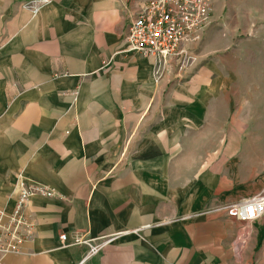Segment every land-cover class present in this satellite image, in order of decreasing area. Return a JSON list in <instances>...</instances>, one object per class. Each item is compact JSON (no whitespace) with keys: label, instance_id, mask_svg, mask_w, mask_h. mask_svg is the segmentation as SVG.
I'll return each mask as SVG.
<instances>
[{"label":"crops","instance_id":"obj_1","mask_svg":"<svg viewBox=\"0 0 264 264\" xmlns=\"http://www.w3.org/2000/svg\"><path fill=\"white\" fill-rule=\"evenodd\" d=\"M27 1L0 0V208L21 182L55 196L30 198L32 241L2 263L77 264L86 248H60L61 234L137 230L86 264H264V216L243 225L224 209L264 176L220 175L217 137L231 155L243 129L216 107L229 84L216 66L191 44L187 67L155 73L124 51L120 0H37L35 14Z\"/></svg>","mask_w":264,"mask_h":264},{"label":"built area","instance_id":"obj_2","mask_svg":"<svg viewBox=\"0 0 264 264\" xmlns=\"http://www.w3.org/2000/svg\"><path fill=\"white\" fill-rule=\"evenodd\" d=\"M45 4L47 1L31 0L24 6L35 14ZM120 4L129 18L123 37L124 51L153 58L155 73L165 66L183 70L190 60L189 45L199 43L210 23V0H147L134 10L129 9L128 0H120ZM34 195L51 198L55 193L42 185L21 182L12 210L0 208V264L5 256L20 254L22 245L32 241L34 226L25 215V208ZM224 209L228 216L247 225L264 216V190L229 203ZM135 233L137 230H128L98 240L77 236L70 242L61 234L60 248L84 246L86 252L77 264H86L115 237Z\"/></svg>","mask_w":264,"mask_h":264},{"label":"rangeland","instance_id":"obj_3","mask_svg":"<svg viewBox=\"0 0 264 264\" xmlns=\"http://www.w3.org/2000/svg\"><path fill=\"white\" fill-rule=\"evenodd\" d=\"M208 18L204 36L194 46L229 82L216 107H224L233 129H243L231 155H224L223 137H217L220 175L236 163L243 168L232 170L241 169L243 176H264V0H210ZM191 62L190 57L185 67Z\"/></svg>","mask_w":264,"mask_h":264}]
</instances>
